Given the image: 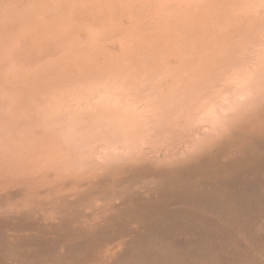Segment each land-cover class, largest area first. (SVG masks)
I'll list each match as a JSON object with an SVG mask.
<instances>
[{"label":"bare ground","instance_id":"1","mask_svg":"<svg viewBox=\"0 0 264 264\" xmlns=\"http://www.w3.org/2000/svg\"><path fill=\"white\" fill-rule=\"evenodd\" d=\"M242 2L245 13L240 29L244 28L246 42L253 32L248 7L252 5L257 15L256 46L263 49L255 61L262 66L258 58L264 62V0ZM251 68L249 74L255 71ZM261 82L257 84L262 86ZM250 83L244 84L251 87ZM254 86L236 90L237 86L233 92L230 88L214 99H203L206 88L200 86L201 92L188 94L200 95L201 100L196 97L179 105L158 102L163 106L156 108L167 110L165 114L188 113L183 120L173 112V119L187 124L183 129L165 114L161 119L153 116V110L149 114L154 120L148 119V113L136 109L140 98L128 104L103 97L102 109L113 110L111 116L100 112L95 121L76 126L82 133L70 134L68 140L64 131L67 142L63 148L58 146L63 152L54 146L58 153L52 157V152L35 157L27 150L19 154L18 149V154H8L7 163H0V264H264V88ZM74 125L66 128L73 132ZM175 129L177 133L171 135L169 131Z\"/></svg>","mask_w":264,"mask_h":264},{"label":"rangeland","instance_id":"2","mask_svg":"<svg viewBox=\"0 0 264 264\" xmlns=\"http://www.w3.org/2000/svg\"><path fill=\"white\" fill-rule=\"evenodd\" d=\"M242 3H244L242 0H0V163H7L8 156L14 154V151L15 154L18 152L20 154L27 150V153L28 151L31 154L35 153V157L43 153L52 152L49 157L60 153L62 149L59 150L58 146L63 148L67 142L62 137L66 136V140H68L71 137L70 134L79 135L82 133L83 129L76 126L95 121L101 114L111 116L109 112L113 110L104 111V108L102 109L103 101L106 98H111L115 102L124 100L128 103L129 101L128 104L137 103L140 98L142 102L139 101L136 109L142 108L148 114L153 110L150 113H155L153 116L159 117L158 119L165 115L173 119V112L178 119H183L188 115V113L185 114V111H171L172 113L168 111L169 114H165L167 110L156 107L163 106L160 104H166V102L171 105L194 102L196 97L197 100H201L200 95L195 97L188 93L199 92L202 88H206L202 91L206 93H204L206 97L203 96L204 94L202 95L203 99H214L218 93H228L230 88L238 82L236 87L238 86L239 89L236 90L246 87L251 90L252 86L255 87L254 85L256 88L259 87L258 89L264 88V83H262L264 82V77L262 78L264 62L258 58L262 67L255 61L258 56H261L263 49H258L256 46L259 44L258 39L255 38L257 31L253 24L256 22L254 21L255 17L257 20V15H254L256 13L250 3L249 5L252 7H248V9L251 8V11L247 10L248 23L252 25L250 28L255 30L252 29V35H248V39L252 38L248 40L250 43L246 42L243 38L244 28L240 29L241 25H244V17L241 16H244L245 13H243L245 3L240 6ZM241 10L243 11L241 12ZM249 20H252L251 23ZM239 29L243 32L240 33ZM253 33H255L254 36ZM252 40L257 41L253 42ZM243 46L251 51L250 53L254 51L252 55ZM257 50H261L259 54L256 53ZM247 56H249L248 60ZM253 57L255 58L253 59ZM250 59L253 60L255 66L258 64L262 68L259 67L260 70L256 71L258 66L255 67ZM248 62L249 64H246ZM249 65L255 68V71L252 70L253 73H251L253 76L249 74L251 71L248 68L252 67ZM257 75L260 76L257 77ZM242 78L244 83L249 84L251 81V87L244 84L241 81ZM232 79L233 81H231ZM235 81L236 83H234ZM252 81L256 84H253ZM258 81L262 83L263 87L261 84H257ZM111 88L114 91L109 90ZM156 88L161 90L157 92ZM100 89H103L105 93ZM210 89L213 90L210 91ZM234 89L230 92H233ZM214 90L215 92L212 93ZM254 90L256 89L254 88ZM95 91L97 92L95 93ZM107 91L112 92L106 94ZM120 91L124 92L123 96ZM135 91L136 93H132ZM87 92L90 94L88 95ZM125 93L127 94L124 96ZM138 93H140L139 96ZM210 93L217 94L213 96ZM104 94L106 95L104 96ZM110 94H115L118 99L116 96L113 98L111 95V97ZM132 94L137 95L138 98ZM126 97L127 99L134 98L127 100ZM94 103L99 104H95L96 107H91V109L94 108L92 111L89 110V105L93 106ZM141 103L144 106H141ZM134 105L136 106V104ZM148 106L150 109H147ZM85 110H88L89 114ZM145 112L144 114H146ZM81 113L83 116H80ZM148 114L145 116H148L150 120L154 118ZM58 115L60 116L58 117ZM67 116L70 122L69 119H66ZM176 117L173 119L177 123L176 126L182 129L186 128L187 124L183 121L185 119L178 121ZM59 118L60 121L61 118L66 121L62 120L61 124H58ZM71 119L75 124L72 125L76 127L74 130L72 129L73 132H70L71 128L70 130L66 128L68 123V126L73 128ZM12 122L17 126L12 125ZM24 122L26 126H24ZM8 123L11 125L8 126ZM182 123L185 126H181ZM3 124L4 126H2ZM60 126H63L61 133ZM177 130L169 132L174 135ZM54 131L58 132L55 133L57 138ZM64 131L69 133L65 134ZM12 133H14L13 136ZM62 133L65 136H62ZM6 134H9L10 139H14L10 140L11 143H9V138L5 139ZM49 137H52L54 142ZM1 139L6 142H2ZM21 139L25 141L22 143ZM59 141L62 143L60 144ZM26 142L28 146H26ZM45 142L49 146L44 144ZM37 143L45 149L40 146V151L39 146H36ZM54 146L56 149L58 148V152ZM28 147L30 148L28 149ZM37 150L39 152L36 153ZM15 162L20 164L18 160ZM17 163L14 165L19 166Z\"/></svg>","mask_w":264,"mask_h":264}]
</instances>
